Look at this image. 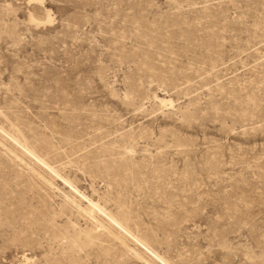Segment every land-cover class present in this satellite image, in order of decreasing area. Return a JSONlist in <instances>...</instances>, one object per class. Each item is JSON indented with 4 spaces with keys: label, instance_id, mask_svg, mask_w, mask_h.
Listing matches in <instances>:
<instances>
[{
    "label": "rangeland",
    "instance_id": "obj_1",
    "mask_svg": "<svg viewBox=\"0 0 264 264\" xmlns=\"http://www.w3.org/2000/svg\"><path fill=\"white\" fill-rule=\"evenodd\" d=\"M147 263L264 264V0H0V264Z\"/></svg>",
    "mask_w": 264,
    "mask_h": 264
},
{
    "label": "bare ground",
    "instance_id": "obj_2",
    "mask_svg": "<svg viewBox=\"0 0 264 264\" xmlns=\"http://www.w3.org/2000/svg\"><path fill=\"white\" fill-rule=\"evenodd\" d=\"M33 1H39V2H42V0H33ZM47 21L48 22H50L51 21V17H50V15L48 16V18H47ZM162 102V101H161ZM17 158V157H16ZM16 160H18V158L16 159ZM90 206V205H89ZM89 208V207H88ZM91 208V207H90ZM80 210H81V208H79ZM77 210V209H76ZM83 210H85V208H83ZM86 211V210H85ZM81 212V211H80ZM86 212H88V211H86ZM86 212H84V214L86 213ZM83 214V213H82ZM83 214V215H84ZM90 214V213H89ZM93 216V215H92ZM86 217H87V215H86ZM88 218H89V215H88ZM97 222V221H96ZM102 226V225H101ZM125 245V244H124ZM128 248V247H127ZM127 251V250H126ZM140 258V257H139ZM148 264V263H147Z\"/></svg>",
    "mask_w": 264,
    "mask_h": 264
}]
</instances>
